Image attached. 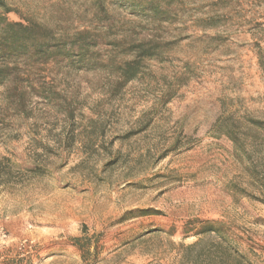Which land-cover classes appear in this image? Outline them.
<instances>
[{
    "label": "rangeland",
    "instance_id": "rangeland-1",
    "mask_svg": "<svg viewBox=\"0 0 264 264\" xmlns=\"http://www.w3.org/2000/svg\"><path fill=\"white\" fill-rule=\"evenodd\" d=\"M5 2L55 36L167 46L124 85L51 63L0 86V264H264V0H173L160 27Z\"/></svg>",
    "mask_w": 264,
    "mask_h": 264
},
{
    "label": "trees",
    "instance_id": "trees-1",
    "mask_svg": "<svg viewBox=\"0 0 264 264\" xmlns=\"http://www.w3.org/2000/svg\"><path fill=\"white\" fill-rule=\"evenodd\" d=\"M93 18L109 27L110 7L126 10L130 15L149 20L156 26L173 25L177 12L173 0H89ZM11 13L5 0H0V86L7 85L13 93L20 90L28 70L51 63H63L67 69L105 71L116 77L119 85L137 81L144 76L145 65L166 60V43L154 38L106 41L89 30L77 31L70 36H55L46 27L32 22H11ZM209 18L206 22L212 21ZM210 25V24H209ZM101 49H108L103 60ZM259 67L263 60L258 56ZM182 75L175 78L182 79ZM24 95L18 94V102L24 103ZM211 226H205L209 231Z\"/></svg>",
    "mask_w": 264,
    "mask_h": 264
}]
</instances>
